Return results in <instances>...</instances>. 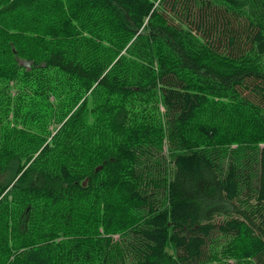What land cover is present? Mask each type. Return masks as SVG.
<instances>
[{"label":"trees","instance_id":"obj_1","mask_svg":"<svg viewBox=\"0 0 264 264\" xmlns=\"http://www.w3.org/2000/svg\"><path fill=\"white\" fill-rule=\"evenodd\" d=\"M0 264H264V0H0Z\"/></svg>","mask_w":264,"mask_h":264},{"label":"rangeland","instance_id":"obj_2","mask_svg":"<svg viewBox=\"0 0 264 264\" xmlns=\"http://www.w3.org/2000/svg\"><path fill=\"white\" fill-rule=\"evenodd\" d=\"M161 109V111L163 112V108H160ZM65 235H67L68 233H69V230H63L62 231ZM62 238V237H61Z\"/></svg>","mask_w":264,"mask_h":264},{"label":"water","instance_id":"obj_3","mask_svg":"<svg viewBox=\"0 0 264 264\" xmlns=\"http://www.w3.org/2000/svg\"><path fill=\"white\" fill-rule=\"evenodd\" d=\"M24 65L29 66L30 64H29V62H25Z\"/></svg>","mask_w":264,"mask_h":264}]
</instances>
